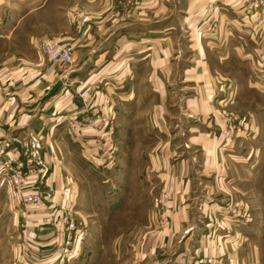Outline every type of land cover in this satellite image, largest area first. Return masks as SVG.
Returning <instances> with one entry per match:
<instances>
[{"label":"crops","instance_id":"obj_1","mask_svg":"<svg viewBox=\"0 0 264 264\" xmlns=\"http://www.w3.org/2000/svg\"><path fill=\"white\" fill-rule=\"evenodd\" d=\"M40 3L37 12L48 10L47 0ZM132 3L80 2L71 67L53 66L41 55L47 35L36 40L33 57L0 65V166L14 152L30 159L26 193L38 186L47 199L41 212L14 213L12 219L26 221L28 240L3 252L10 264L23 258L27 264L57 262L60 240L52 221L73 212L77 194L71 138L91 136L89 129L68 135L63 116L79 111L84 92L93 105L104 99L114 104L124 88L117 124L133 135L123 139L139 141L153 183L144 198L152 223L136 232L123 264H200L208 258L264 264V246L248 238L247 229L233 224L229 234L216 232L212 222L215 213L225 218L220 206L229 202L244 213L264 206V3L254 9L251 0H138L137 11ZM58 81L61 88L46 98ZM116 82L123 83L117 90ZM223 107L245 121L233 138L223 137L218 126ZM7 190L14 208L20 196ZM162 215L166 225L158 223ZM1 231L18 241L17 228ZM77 251L75 264H97L90 250L79 245Z\"/></svg>","mask_w":264,"mask_h":264},{"label":"rangeland","instance_id":"obj_2","mask_svg":"<svg viewBox=\"0 0 264 264\" xmlns=\"http://www.w3.org/2000/svg\"><path fill=\"white\" fill-rule=\"evenodd\" d=\"M81 1L47 0L48 10L37 12L36 9L42 4L40 3L41 0H0V65L13 63V60L16 59L33 57L35 54L33 52L34 44L44 35H47L48 38L67 36L73 39L75 26L80 20L78 14H80ZM130 1L133 3L127 5L133 11H137L136 1L138 0ZM64 14H66V19H64ZM120 83L114 84L115 90L122 87L123 83ZM123 90L124 88H121L116 91V99L114 98L113 104L115 113L113 119L114 134L103 149L104 152L112 148L115 165L96 168L88 160V153L84 152L83 146H86L84 142L89 144L92 142V147L95 145L93 130L84 129L91 131L90 137L83 135L78 140L71 138L70 148L76 166L77 194L73 203V212L63 211L57 220L54 221L53 219L52 221L53 228L58 233L60 240L59 245L56 244L59 247L57 248L59 253L55 264H59V260L64 254V247L62 246L64 234L67 236L69 233L64 224L66 215L74 218L82 238L79 240V236L77 237L79 241L75 244L76 253L71 257L68 256L69 260L65 264H75L79 257L77 251L79 245L90 250L92 257L96 256L97 264L102 261L104 264H123L126 261L124 257H128L126 251H131L136 246L138 241V237L135 236L136 232L151 222L149 214L152 208L144 203L146 200L144 198H149V185L153 183V180H149L144 172L148 162L147 155L144 154L143 150H139V141L125 139L126 136L131 138L133 135L131 133L124 134L125 132L117 124L118 108L123 104V98L120 99L122 97L120 93ZM132 95V93H128L126 97L130 98ZM64 124L66 133L70 135L67 121ZM154 140V135L151 134L148 142L153 144ZM82 144L84 145L82 146ZM7 189L1 191V196L4 195L5 199L0 200V264H10L11 260L10 255L7 252L4 253L3 250L6 251L11 245L25 244L28 240L27 236L23 234V231L26 230L24 227L26 221H23L20 215H18V220L12 219L14 213L16 211L24 215L35 213L24 205L21 196L15 190H11V194L14 196L16 194L20 198L17 206L14 208L13 205L10 206L6 200ZM262 192L260 189L259 193ZM150 197L153 196L150 195ZM220 207L221 211H227V213H225V218L219 213L212 216L214 231L217 220L229 229L233 228V224H236L238 229L240 227H243V230L247 229L248 238L253 236V240H256L258 245L264 246V225H262L264 224V206L252 205L253 211L249 209L247 213L242 211L243 206L242 208L235 206L232 202ZM254 210L259 211V220L256 222ZM247 214L251 216L249 221H245ZM235 215L237 218L234 217ZM244 215L245 217H243ZM255 223L253 230L250 229V224ZM12 227L17 228L15 233L18 234V241H12V238L1 233V230ZM254 229L258 230L259 235H255ZM26 261V258H23L13 261V264H27Z\"/></svg>","mask_w":264,"mask_h":264},{"label":"built area","instance_id":"obj_3","mask_svg":"<svg viewBox=\"0 0 264 264\" xmlns=\"http://www.w3.org/2000/svg\"><path fill=\"white\" fill-rule=\"evenodd\" d=\"M263 0H251V8H259L263 5ZM41 55L53 66L71 67L75 59L74 40L67 36L47 38L39 44ZM82 106L79 111L63 116V121L68 123V131L71 136H79L83 130L89 128L94 131L93 148L91 143L84 142L86 146L84 152L88 153V160L98 167L106 165H115V156L112 148L104 151V145L111 140L114 129L113 119L114 110L110 100L104 99L98 104L90 103V93L84 92L81 95ZM225 101V99H223ZM221 135L225 138H233L235 133L242 132L244 119L239 118L235 114L229 112L226 108H222L218 117ZM2 124L0 122V139L3 135ZM30 159L23 160L19 152H14L8 160L4 161L0 166V193L5 188L15 190L21 196V200L29 210L41 212L47 207L46 195L36 186L32 192L26 193L28 189V179L33 172ZM237 218V215L234 216ZM245 217V215L243 216ZM251 220L249 214L246 215L245 221ZM236 221V220H235ZM160 225L168 223L167 216L162 215L159 222ZM66 230L69 231L67 236L64 234L63 251L64 254L59 260V264H65L69 260L68 256L75 254V244L82 238V234L78 230L72 216L64 217ZM59 228V227H58ZM57 228V229H58ZM215 231H221L229 234L231 230L226 228L221 222L216 221ZM79 236V240L77 237ZM200 264H218L215 258L200 260Z\"/></svg>","mask_w":264,"mask_h":264},{"label":"water","instance_id":"obj_4","mask_svg":"<svg viewBox=\"0 0 264 264\" xmlns=\"http://www.w3.org/2000/svg\"><path fill=\"white\" fill-rule=\"evenodd\" d=\"M62 86V82L61 81H58L52 88L51 90L48 92L46 98H50L52 96H54L57 91L61 88Z\"/></svg>","mask_w":264,"mask_h":264}]
</instances>
